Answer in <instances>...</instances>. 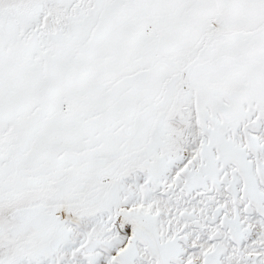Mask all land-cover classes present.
Masks as SVG:
<instances>
[{"label":"snow or ice","instance_id":"obj_1","mask_svg":"<svg viewBox=\"0 0 264 264\" xmlns=\"http://www.w3.org/2000/svg\"><path fill=\"white\" fill-rule=\"evenodd\" d=\"M0 264H264V0H0Z\"/></svg>","mask_w":264,"mask_h":264}]
</instances>
